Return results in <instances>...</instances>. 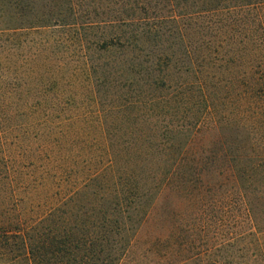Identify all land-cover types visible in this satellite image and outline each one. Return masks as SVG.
<instances>
[{"label":"trees","instance_id":"1","mask_svg":"<svg viewBox=\"0 0 264 264\" xmlns=\"http://www.w3.org/2000/svg\"><path fill=\"white\" fill-rule=\"evenodd\" d=\"M0 264H264V0H0Z\"/></svg>","mask_w":264,"mask_h":264},{"label":"rangeland","instance_id":"2","mask_svg":"<svg viewBox=\"0 0 264 264\" xmlns=\"http://www.w3.org/2000/svg\"><path fill=\"white\" fill-rule=\"evenodd\" d=\"M32 37L36 38V35H32ZM54 53V59L57 63H70L71 65H75L77 63V46L74 44H69L67 42H63L62 44H59ZM27 53H29L28 50H26ZM30 52H32L30 50ZM102 61H106V53H103L102 55ZM68 83L64 85L62 88V93L65 95H77V97H84L88 101L90 100L91 93L90 91L84 88H81L80 86H75L74 82L71 81L70 78H68ZM71 83V84H70ZM89 89V88H88ZM103 95H105V102H106V83L103 87ZM64 95V96H65ZM69 111L64 114V118L69 117ZM39 128H35L31 131L32 135H36L37 132H39ZM37 136V135H36ZM218 132L212 131L210 135H208L205 139V143H209L211 139L217 138ZM35 138V136L33 137ZM16 139V138H15ZM89 157V156H88ZM88 157H86V154L82 153V156H79V164L74 166L72 170L66 171L67 175H72V177L75 174V171L78 173L80 169H82L83 164L87 161ZM69 173V174H68ZM198 206L190 204V202L185 199L182 195L176 193V192H168L164 191L161 195H159L157 203H156V209L149 220L147 224L143 227L140 236L142 239H148V238H154L157 236H163L166 234L169 229L168 223H163V226L161 225L163 222L162 212L163 210L167 211H176V213H183L185 215V219L188 221H193V214L198 210ZM230 217L228 218V225L224 228L225 229V235L227 237L232 236L233 234V220ZM165 224V226H164ZM171 227V226H170ZM226 237V238H227ZM141 239V240H142ZM151 257V256H150Z\"/></svg>","mask_w":264,"mask_h":264}]
</instances>
